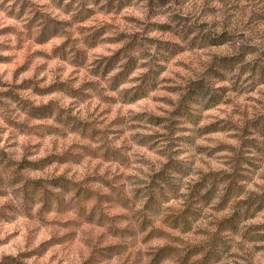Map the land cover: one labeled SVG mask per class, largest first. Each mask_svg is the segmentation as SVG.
<instances>
[{
  "label": "clouds",
  "instance_id": "clouds-1",
  "mask_svg": "<svg viewBox=\"0 0 264 264\" xmlns=\"http://www.w3.org/2000/svg\"><path fill=\"white\" fill-rule=\"evenodd\" d=\"M0 264H264V0H0Z\"/></svg>",
  "mask_w": 264,
  "mask_h": 264
}]
</instances>
